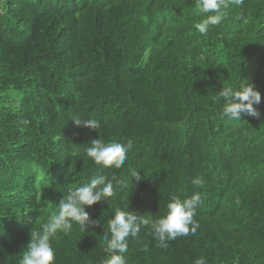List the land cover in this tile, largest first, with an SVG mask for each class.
Wrapping results in <instances>:
<instances>
[{"label": "trees", "instance_id": "trees-1", "mask_svg": "<svg viewBox=\"0 0 264 264\" xmlns=\"http://www.w3.org/2000/svg\"><path fill=\"white\" fill-rule=\"evenodd\" d=\"M226 2L200 34L195 0H0V264H19L68 190L113 174L86 207L99 224L50 239L55 264H102L115 207L152 222L196 193L195 233L162 248L142 226L126 264H264V0ZM239 79L259 118L222 116L214 97ZM97 138L132 141L122 168L86 157Z\"/></svg>", "mask_w": 264, "mask_h": 264}, {"label": "clouds", "instance_id": "clouds-1", "mask_svg": "<svg viewBox=\"0 0 264 264\" xmlns=\"http://www.w3.org/2000/svg\"><path fill=\"white\" fill-rule=\"evenodd\" d=\"M226 0H195L197 14L203 18L194 24L200 34H207L209 26L219 25L226 18L228 8ZM217 102L222 101V116L234 121H243L242 117L259 118L261 113L255 106L261 103V93L251 83L239 79L238 83L229 84L214 97ZM72 122L76 126H83L91 130L100 128L96 119H81L74 117ZM133 147L132 141L121 143L115 140L104 141L97 138L91 140L84 148V153L95 165L104 168H122L128 153ZM131 176L137 180L141 176L133 171ZM114 182L120 184L115 174L111 177L100 175L90 181L68 190L64 199L58 204V211L41 226L40 230L31 232L30 241L22 253L19 264H55V251L50 243L52 236L58 231L67 233L77 225L81 232L95 227L99 221L90 219L86 207L99 203L103 198L114 194ZM192 184L199 186L202 181L194 178ZM201 203L199 193L181 200L173 195L167 203V214L150 222L136 212L115 207L112 218L108 220V231L104 234L108 255L102 264H126L125 253L128 251V239L137 238L142 226H149L158 246L168 247V242L178 236L195 233L198 224L194 220L196 210ZM197 264H204L203 260Z\"/></svg>", "mask_w": 264, "mask_h": 264}, {"label": "rangeland", "instance_id": "rangeland-1", "mask_svg": "<svg viewBox=\"0 0 264 264\" xmlns=\"http://www.w3.org/2000/svg\"><path fill=\"white\" fill-rule=\"evenodd\" d=\"M13 95V94H12ZM14 97H16L15 95H13ZM17 98V97H16Z\"/></svg>", "mask_w": 264, "mask_h": 264}, {"label": "bare ground", "instance_id": "bare-ground-1", "mask_svg": "<svg viewBox=\"0 0 264 264\" xmlns=\"http://www.w3.org/2000/svg\"><path fill=\"white\" fill-rule=\"evenodd\" d=\"M32 214V213H31Z\"/></svg>", "mask_w": 264, "mask_h": 264}]
</instances>
